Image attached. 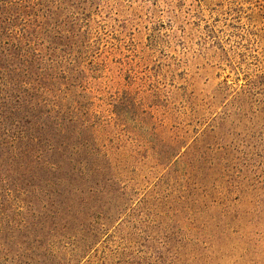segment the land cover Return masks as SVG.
I'll use <instances>...</instances> for the list:
<instances>
[{
	"label": "rangeland",
	"instance_id": "obj_1",
	"mask_svg": "<svg viewBox=\"0 0 264 264\" xmlns=\"http://www.w3.org/2000/svg\"><path fill=\"white\" fill-rule=\"evenodd\" d=\"M8 3L0 264H264V0Z\"/></svg>",
	"mask_w": 264,
	"mask_h": 264
},
{
	"label": "trees",
	"instance_id": "obj_2",
	"mask_svg": "<svg viewBox=\"0 0 264 264\" xmlns=\"http://www.w3.org/2000/svg\"><path fill=\"white\" fill-rule=\"evenodd\" d=\"M21 11L20 4H0V71L6 73L7 77L18 76L20 65L35 55L27 44V28L21 26L19 32L13 29L17 26V16ZM48 124L52 127V124Z\"/></svg>",
	"mask_w": 264,
	"mask_h": 264
}]
</instances>
